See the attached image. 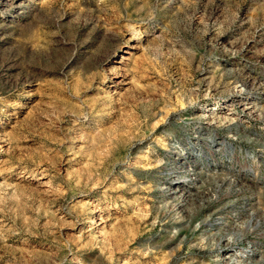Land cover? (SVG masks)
<instances>
[{
  "label": "rangeland",
  "instance_id": "obj_1",
  "mask_svg": "<svg viewBox=\"0 0 264 264\" xmlns=\"http://www.w3.org/2000/svg\"><path fill=\"white\" fill-rule=\"evenodd\" d=\"M0 264H264V0H0Z\"/></svg>",
  "mask_w": 264,
  "mask_h": 264
}]
</instances>
